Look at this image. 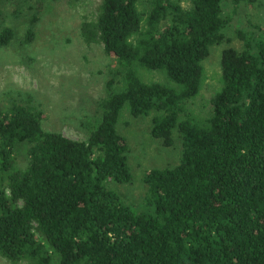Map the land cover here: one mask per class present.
Returning a JSON list of instances; mask_svg holds the SVG:
<instances>
[{
	"label": "trees",
	"instance_id": "trees-1",
	"mask_svg": "<svg viewBox=\"0 0 264 264\" xmlns=\"http://www.w3.org/2000/svg\"><path fill=\"white\" fill-rule=\"evenodd\" d=\"M45 0H36L39 12ZM250 0H101L83 20L123 86L99 100L86 139L42 128L44 112L11 101L0 108V255L12 264H264V26L234 25L238 46L221 49L220 86L203 118L187 102L199 91L202 60ZM229 10L224 13V10ZM37 13L21 39L35 37ZM0 26V46L14 38ZM163 70L173 84L142 80L134 64ZM127 105L152 111L149 133L165 146L177 132V163L143 174L150 210L136 211L110 182H128V142L116 127ZM27 143V164L15 163Z\"/></svg>",
	"mask_w": 264,
	"mask_h": 264
},
{
	"label": "rangeland",
	"instance_id": "rangeland-1",
	"mask_svg": "<svg viewBox=\"0 0 264 264\" xmlns=\"http://www.w3.org/2000/svg\"><path fill=\"white\" fill-rule=\"evenodd\" d=\"M100 3L101 0H45L36 12V0H0V26L9 25L15 31L14 38L0 46L1 109L13 100L28 103L44 112L42 128L60 131L75 139L88 137L101 114L99 100L107 93V80L115 78L113 90L123 86L116 60L104 52L100 42L86 43L80 33L83 20L96 18ZM137 3L140 10L145 9L146 0H137ZM180 3L188 6L190 0H180ZM33 13L38 16L33 25L35 37L31 42L22 43L28 18ZM246 18L264 26V0L243 2L232 24L225 28L224 40L210 46L209 54L202 60L199 91L186 104L193 117L203 118L209 110V97L220 86L221 49L240 44L234 25L242 24ZM134 68L144 81L173 84L163 70L136 63ZM154 113L133 116L125 105L116 124L128 142L132 178L128 182H110L109 187L136 211L151 209L145 201L144 172L151 167L174 165L180 157L181 146L175 130L170 146L150 136ZM27 146V143L16 146L15 163L19 168L27 164ZM0 264L12 263L0 255Z\"/></svg>",
	"mask_w": 264,
	"mask_h": 264
}]
</instances>
